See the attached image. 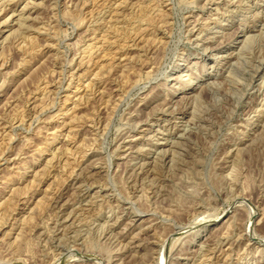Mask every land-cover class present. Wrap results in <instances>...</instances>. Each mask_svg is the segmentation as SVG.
<instances>
[{"label":"rangeland","instance_id":"rangeland-1","mask_svg":"<svg viewBox=\"0 0 264 264\" xmlns=\"http://www.w3.org/2000/svg\"><path fill=\"white\" fill-rule=\"evenodd\" d=\"M12 5L0 264H264V0Z\"/></svg>","mask_w":264,"mask_h":264},{"label":"bare ground","instance_id":"bare-ground-1","mask_svg":"<svg viewBox=\"0 0 264 264\" xmlns=\"http://www.w3.org/2000/svg\"><path fill=\"white\" fill-rule=\"evenodd\" d=\"M1 2H0V13L1 12H5L6 14H8L9 13V11H11L12 12V14L11 15H8L6 18L7 19H5V21H4V19H3V23L4 22H8L9 20H10V18H12L13 16H15V9H14V7H13V5L11 6V2L13 1V0H0ZM32 3H34V6H35V4H37L38 2H36V1H33ZM31 3V4H32ZM41 3V2H40ZM40 3H39V6H40ZM28 5V4H27ZM26 5V6H27ZM38 5V4H37ZM33 8V7H32ZM25 11V10H24ZM20 13V12H19ZM233 13V12H232ZM21 14V13H20ZM22 15V14H21ZM23 16L24 15H22V17H20L21 18V23H20V28L21 29H24V30H26V31H28V30H31L29 27H28V24L27 23H25V21H23ZM1 22V21H0ZM2 23V22H1ZM1 23H0V25H1ZM128 29V28H127ZM23 30V31H24ZM41 30V29H40ZM244 32H245V29H244ZM21 33H23V32H21ZM26 36V35H25ZM24 36V37H25ZM27 37V36H26ZM32 38H35V37H32ZM32 38H30V39H32ZM29 39V38H28ZM156 39V38H155ZM24 40V39H23ZM26 40V39H25ZM32 41H34V39L32 40ZM32 41H30V42H32ZM107 41V40H106ZM26 42V41H25ZM19 43V42H18ZM25 44V43H24ZM164 47V46H163ZM140 54V53H139ZM112 58V57H111ZM144 58V57H143ZM150 70V69H149ZM231 71V70H230ZM52 73V72H51ZM230 78V77H229ZM48 81V80H47ZM90 87V86H89ZM96 88V87H95ZM114 102V101H113ZM66 116V115H65ZM264 126V125H263ZM256 139V138H255ZM69 151V150H68ZM10 158V157H9ZM158 162V161H157ZM156 166V165H155ZM73 184H74V182H73ZM78 185V184H77ZM83 185V184H82ZM146 188V187H145ZM67 200V199H66ZM73 201V200H72ZM255 211V210H254ZM204 217V216H203ZM207 218V217H206ZM251 218H253V216L251 217ZM203 219V218H202ZM208 219V218H207ZM204 220H206L205 219V217H204ZM210 221L211 220H208V221H206V222H204L205 224H203V228H199L197 231H196V235H195V238H194V241H196L202 234H203V232L205 231V229L207 228V227H209L210 225H212L214 222L212 221L211 223H210ZM106 222V221H105ZM114 222V221H113ZM250 227V226H249ZM251 228V227H250ZM249 228V229H250ZM252 230V229H251ZM251 230H250V235L249 236H251L250 238L251 239H253V238H255V236H254V234H255V232H254V234L251 232ZM178 231V230H177ZM180 233V232H179ZM182 233H184V232H182ZM110 237V236H109ZM181 237V236H180ZM257 237V236H256ZM263 237V236H262ZM255 239H258V240H263V239H259V238H255ZM176 241H177V239H176ZM175 243V242H174ZM175 245V244H174ZM81 248V247H80ZM162 248H164V247H162ZM170 250V249H169ZM226 252V251H225ZM164 253V252H163ZM162 253V254H163ZM64 254V253H63ZM161 254V255H162ZM166 258V257H165ZM164 262H166V261H164ZM0 263H1V261H0ZM3 263V262H2ZM102 263V262H101ZM167 263V262H166ZM53 264H60V261H58V262H55V263H53ZM162 264V263H161ZM165 264V263H164Z\"/></svg>","mask_w":264,"mask_h":264}]
</instances>
